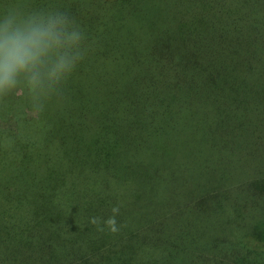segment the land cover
<instances>
[{"label":"trees","instance_id":"16d2710c","mask_svg":"<svg viewBox=\"0 0 264 264\" xmlns=\"http://www.w3.org/2000/svg\"><path fill=\"white\" fill-rule=\"evenodd\" d=\"M8 14L63 15L85 56L0 91V264H264V0Z\"/></svg>","mask_w":264,"mask_h":264},{"label":"clouds","instance_id":"9594fccd","mask_svg":"<svg viewBox=\"0 0 264 264\" xmlns=\"http://www.w3.org/2000/svg\"><path fill=\"white\" fill-rule=\"evenodd\" d=\"M69 24L63 15L46 20L35 15L27 19L6 15L0 23V91L14 88L21 73H31L32 86L39 84V69L52 55L56 59L47 70V78L58 82L70 75L85 56L79 50L85 35L80 30L69 32ZM109 226L112 231L117 230L114 218Z\"/></svg>","mask_w":264,"mask_h":264},{"label":"rangeland","instance_id":"374dc122","mask_svg":"<svg viewBox=\"0 0 264 264\" xmlns=\"http://www.w3.org/2000/svg\"><path fill=\"white\" fill-rule=\"evenodd\" d=\"M262 228H264V226H262Z\"/></svg>","mask_w":264,"mask_h":264}]
</instances>
